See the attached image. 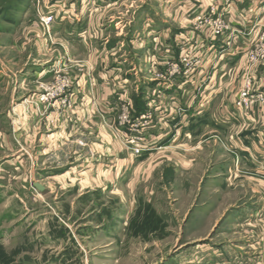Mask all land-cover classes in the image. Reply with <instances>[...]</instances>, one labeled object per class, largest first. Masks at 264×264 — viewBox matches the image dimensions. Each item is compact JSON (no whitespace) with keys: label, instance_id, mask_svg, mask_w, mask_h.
I'll return each mask as SVG.
<instances>
[{"label":"rangeland","instance_id":"obj_1","mask_svg":"<svg viewBox=\"0 0 264 264\" xmlns=\"http://www.w3.org/2000/svg\"><path fill=\"white\" fill-rule=\"evenodd\" d=\"M53 1L0 0V264H189L190 260L200 258L194 259L195 254L204 248L211 252L247 241L261 244V239L254 241L249 237L254 221H248L251 217L247 207L255 195L264 194V156L258 155L263 150L262 144L256 141L255 153L247 151L248 161H242L233 145L238 139L233 138L244 136L248 130L264 131V122L259 121V117L264 118V107L238 106L246 77L249 82L251 79L250 90L264 95V64H252L247 58L251 51V60L262 51L264 45L259 37L264 25L252 24L244 30L232 26L218 9L210 18L208 9L193 7L194 11L185 14L190 23L181 20L179 24L177 18L183 16L178 12L176 24L172 23L169 28L178 32L175 41L173 38L170 43L167 37L159 40L151 35L147 37L148 29L142 23L148 16L170 17L171 12L162 0H125L122 5L101 13L116 21L109 30L110 37L116 43H123L116 50L121 48L124 52L113 53L109 61L124 62L125 71L129 72L125 77L119 76L132 88L126 86L123 92L115 91L118 98L124 94L130 102L138 100L141 105L142 101L145 110L146 99L151 102L156 98L165 99L162 89L157 92L148 83L159 81L167 87V84L184 83L187 76H168L166 69H158L163 72L159 78V72L152 73L151 68L155 66L151 63L158 60L163 64L168 56H176L174 62L180 65L181 57L189 50L191 62H196L189 79L198 69L210 66L215 73L211 75L214 82L218 69H224L225 75L221 72L218 77L222 97L217 106L213 98L203 107V113L213 119L218 115V123L223 122L225 127L219 131L207 122L191 134L185 145L165 149L163 154L147 159L146 164L132 161L110 188L78 186L72 180L75 176H56L55 169L75 163L69 148L74 146L70 144L72 139L64 145L63 154L56 150L41 155L37 149H29L25 141L27 117L33 112L37 118L55 112L49 108L43 112L44 106L27 103L41 90L40 84L54 82L53 71L47 79L34 80L30 75L36 68L47 60L48 63L56 61L54 67L61 70L58 80L66 83L64 90L70 98L81 80L72 73L78 72L92 81L89 62L73 57L68 45L52 31L56 16L50 5ZM199 11L206 14L205 24L209 27L195 23ZM49 14L54 20L47 27L42 20ZM217 21L226 30L221 38L214 36L219 30L214 25ZM121 31L125 37L121 34L119 37ZM132 35L137 36L133 44L128 40ZM46 45L53 48L44 51ZM230 48H235L234 57L228 55ZM238 48L241 53L236 52ZM220 51L223 53L218 55ZM222 54L224 57L220 59ZM229 69L232 73L227 75ZM166 109L167 105L160 106L164 114H168ZM170 110L175 114L184 111L181 107ZM133 119L137 116L133 115ZM147 124L142 137L145 148L151 146L146 134L151 120ZM115 127L120 128L116 123ZM115 130L112 134L119 144ZM137 139L135 136L134 140ZM177 157L189 166L179 164ZM145 169L149 172L147 175L142 174ZM33 183L40 184L43 190L38 191ZM239 215L243 219H237ZM188 254L191 256L187 257Z\"/></svg>","mask_w":264,"mask_h":264},{"label":"crops","instance_id":"obj_2","mask_svg":"<svg viewBox=\"0 0 264 264\" xmlns=\"http://www.w3.org/2000/svg\"><path fill=\"white\" fill-rule=\"evenodd\" d=\"M123 1L125 0H55L50 4L52 5L51 9H54L56 14L52 31L58 36V40L68 45L73 57L89 62L93 71L91 73L92 81H87L78 72L72 73L77 79H81L80 81L78 80L79 86L72 91L71 95L73 105L69 111V115L72 121L70 122L64 117H59L54 111H50L39 118L33 112L32 115L24 120L25 141L29 149L35 148L41 155L50 153V151L55 152L56 150L63 154L66 151V146L64 145L69 142V139H72L70 144L74 146L69 148L71 154L75 157V163L73 162L70 166L55 169L58 172L56 176H75L76 179L72 180L77 181L78 186L99 187L107 185V188H110L118 181V178L122 174L121 171L127 170L126 168L132 164V161L134 163L135 161H142L141 164H146L145 161L147 159L163 154L162 151L165 149L173 150L176 149V146L185 145L191 134L205 127L207 122L217 130L225 127L223 122L218 123L220 119L218 115H215L213 119V116L206 118V114L203 113V107L213 98H216L215 105L217 106L219 97H222L218 77L224 69L217 68L219 72L218 77L213 82L211 81V75H215V73L211 70L212 68L210 66H203L190 79L186 77L184 83L181 84H167V87H164L165 85H161L159 81L148 83V85L153 86L159 92L162 89L166 93L165 99L169 102H163L165 99L161 101L159 98L155 99V112H153L154 115L151 118L150 128L146 132L147 142L151 144L149 148H145V151L140 156L133 157L129 152L124 151L120 144H117L112 134L113 128H111L112 126L115 127L119 112L118 97L115 91L122 92L126 86L128 88L132 87L130 84L128 85V83L122 81L123 77L129 74L127 70L125 71L124 62L117 60L110 62V59L113 58L111 56L113 53L116 52L117 54L118 51L124 52L121 48L118 51L116 50V46L122 47L123 43H120L122 44L121 46L110 37L109 30L112 28V23L114 24L115 22L116 25V21L113 18L110 19L100 14L110 8L122 5ZM162 1L164 7H167V10L169 9L171 12L168 19L148 16V18L142 20V23L148 29L147 37L153 36L156 38L155 40L167 37L170 43L175 41L178 30H169V28L172 26V23L176 24L177 19L179 24L182 21L183 23H190L189 19L185 18V14L194 11L193 7L200 10L210 5H215L223 13L222 15L231 22L232 26L245 28L244 30L252 24L264 25V0H231L230 5H226L223 0ZM178 12H182L183 18L180 16L176 19ZM120 34L124 35V37L126 36V34H123V31L118 34L119 37ZM247 36L249 35L247 34ZM134 38L136 41V35L130 36L128 40H131L130 42L133 44ZM173 38L174 40L171 41ZM42 41L48 44L47 40ZM141 46L140 44L139 47L141 48ZM48 48L52 49L53 47L46 45L43 50H50ZM222 50L225 49L222 48ZM234 51L235 48H230L228 55L234 57ZM236 52L241 53V48H238ZM220 53H223V51L217 52L218 55ZM222 55L219 56L220 59L224 57V54ZM168 57V60L176 61V56L173 58ZM48 62L47 60L41 67L36 68L30 76L34 80L47 79L56 64V61L53 63ZM158 69L159 71L164 69L162 64H159ZM224 73L222 72L223 75H225ZM231 73L232 71L229 69L227 75ZM120 74L123 77L119 76ZM87 95L90 97H87ZM146 100L148 101L145 105L147 108L151 100ZM139 103L138 100L136 102L133 100L132 105L136 108V110L134 109V113L143 115L147 109L143 108L142 101L141 105ZM163 104L167 105L168 109L166 110L168 114H164L165 111H160V106ZM171 107L183 108V114L172 113ZM259 121L261 123L264 122V118L259 117ZM253 131L248 130L244 133V136H234L233 138L238 139L233 142V145L238 152L237 155L241 156L242 161L244 159L247 160V151L255 153L257 149L255 145L256 141L262 144L263 148L262 152L259 151L258 155L261 154L262 158L264 156V131ZM52 142L53 145L50 144ZM177 159L180 161L179 164L186 167L189 166L188 162H185L182 158L177 157ZM146 169L145 173H142L143 175L149 173ZM247 212L251 217L250 219L248 218V221L250 223L254 221V226L251 227L252 232L250 231L249 237H253L254 241L261 239L260 246L247 241L242 245L228 246L227 249L221 250L216 248L211 250V252L210 249L204 248V251L198 250V253L195 254L194 259L197 256L200 258L196 261L190 260L189 264H193L194 261L195 264L198 263L197 261L200 264H264V220H260L261 217H264V194L255 195L254 201L247 207ZM258 215L261 217L256 218ZM237 219L243 218L239 215ZM260 226L261 228H259Z\"/></svg>","mask_w":264,"mask_h":264},{"label":"built area","instance_id":"obj_3","mask_svg":"<svg viewBox=\"0 0 264 264\" xmlns=\"http://www.w3.org/2000/svg\"><path fill=\"white\" fill-rule=\"evenodd\" d=\"M224 2L230 5L231 0H224ZM206 9H208L207 11H209V14H211L210 18H212L215 15L216 9L218 8L215 5H210ZM200 12L201 11H199V13H197L194 18L195 23L197 22L196 24L200 26L204 25L203 27L205 26L209 27L207 26V24H205V17L207 18L206 14H200ZM53 17L54 16H52V14H49V16H47L46 19L42 21L48 27V24H51V22L54 20ZM214 25L217 28H219V30H216V34H214V36L217 38H221V35L223 34V32L226 31V30H223L222 22L217 21ZM259 42L264 45V32L260 35ZM191 53L192 52L188 50V53L185 52L183 54V56L181 57L180 65L168 59L166 61L164 60L162 65H163V68L167 70V72H165L166 75L168 74V76L170 75L173 76L176 74V75H183L187 77L190 76L192 65L196 63V62H193V63L191 62L192 61ZM251 54H252V51L249 54H247L248 55L247 58L248 60H250L252 64H256V63L264 64V47L262 51L260 52V54H256L252 58V60L250 58ZM161 62H159L158 60H155L154 62L151 63V65L155 66L151 68L153 74L159 72L158 66ZM57 69L59 68L54 67L52 69L53 74L55 76L54 82L52 84H40L41 90H39L38 93H36L33 96V97L36 96V99H33V97H31V99L28 100L27 103H31L32 105L33 103H36L40 108L44 106V109L42 110L43 112L47 108L53 109L55 110L56 114L59 117H64L71 122L72 120H70L69 111L72 109L73 102L71 98L69 97V95L67 94L68 91L64 90V88L67 87L66 83H64L63 81L62 83H60L58 80L59 78L58 75L61 73V70H57ZM161 73L163 72H159L157 74L159 75L158 76L159 78H162V75H160ZM250 82H251V79H250ZM250 82H249V79L246 77L245 89L241 94V98H240V102L238 106H244L245 108H249L253 106L254 104H258V106L264 107V95L261 93L255 94L254 92H252L250 90ZM157 92L159 91L157 90ZM124 96L126 95L122 94V97L118 98L119 114L117 116L116 124H118L120 128L116 129V127H114L113 130L116 129L114 132V135H115V138L118 140L119 144L125 149H127L128 152L136 156V155L141 154L143 151H145V145H144L145 142H144V138L142 137H143L145 127H147L148 125L147 120H151L152 118L151 116L153 112L152 107L156 105V102L155 100L154 102L150 101L149 105L147 106L148 110L145 112V114L139 115L137 119L135 120L133 119V115L135 113H134L132 102H130L128 98L125 99ZM128 135L130 137H128ZM135 136L139 137V139L134 140Z\"/></svg>","mask_w":264,"mask_h":264},{"label":"water","instance_id":"obj_4","mask_svg":"<svg viewBox=\"0 0 264 264\" xmlns=\"http://www.w3.org/2000/svg\"><path fill=\"white\" fill-rule=\"evenodd\" d=\"M33 187L36 188L38 191H42L43 187L38 183H33Z\"/></svg>","mask_w":264,"mask_h":264},{"label":"trees","instance_id":"obj_5","mask_svg":"<svg viewBox=\"0 0 264 264\" xmlns=\"http://www.w3.org/2000/svg\"><path fill=\"white\" fill-rule=\"evenodd\" d=\"M135 116H139V114L137 113V114H134Z\"/></svg>","mask_w":264,"mask_h":264},{"label":"bare ground","instance_id":"obj_6","mask_svg":"<svg viewBox=\"0 0 264 264\" xmlns=\"http://www.w3.org/2000/svg\"><path fill=\"white\" fill-rule=\"evenodd\" d=\"M207 254V253H206Z\"/></svg>","mask_w":264,"mask_h":264}]
</instances>
